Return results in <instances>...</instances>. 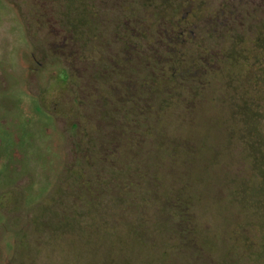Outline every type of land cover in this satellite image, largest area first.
<instances>
[{"label":"rangeland","instance_id":"1","mask_svg":"<svg viewBox=\"0 0 264 264\" xmlns=\"http://www.w3.org/2000/svg\"><path fill=\"white\" fill-rule=\"evenodd\" d=\"M227 7L244 24L225 28ZM263 8L264 0H0V264H264V24H251ZM123 14L140 24L148 71L127 65L114 44L112 20ZM193 23L164 66L155 37L177 44ZM113 28L116 41L130 39L124 24ZM117 62L115 77L137 69L129 85L143 87L128 88L137 102L112 115ZM168 66L176 83L162 78ZM141 99L152 109L144 119ZM104 149L112 161L100 158ZM174 196L188 215L171 212ZM184 219L194 233L187 248L175 228Z\"/></svg>","mask_w":264,"mask_h":264},{"label":"trees","instance_id":"2","mask_svg":"<svg viewBox=\"0 0 264 264\" xmlns=\"http://www.w3.org/2000/svg\"><path fill=\"white\" fill-rule=\"evenodd\" d=\"M87 3H89V2H87ZM86 7L88 8L87 10H88L89 15L90 16L92 15L93 22H94L95 21L94 20L95 19L94 9L89 4H86ZM113 7H114V4H113V1H112V8ZM120 16H117L118 18L112 20V30H113L112 39L114 40V42H115L114 44L115 45L119 44L118 47H120V45H121V52L122 53L124 52L122 54V56H121V54L119 52V55L122 58H126V60L124 62L125 63H127V61L130 62L131 66H133V69H134V67L137 68V69H140L139 65H138V62H140L141 63L140 65H142L140 67H143V68L147 69V71H148V69L150 68V65H151V62H150L151 55L150 54L148 55V54L145 53L148 50L146 48V43H144V42L142 43L141 42V40L144 39V36L141 34V31H139V33H138V30H140L139 29L140 24H132V26H131L129 24L130 14H127V15L123 14V15H120ZM92 17L89 18L90 22L88 20V22L86 24H93V23H91ZM114 21H117V23L113 24ZM180 21H182V20H180ZM183 23H185V22H183ZM121 24H124L126 26V32H128L129 35H130V39L128 41L124 42V43H121L120 41H116V38H114L115 33H117V34H119V33L117 31H115L113 27L117 28L118 25L120 26ZM186 25L188 26V24H186ZM193 28H195L194 24H192V25L190 24V26H188L185 29L186 31H184L185 34L182 36L183 38L180 39L179 42H177V44H175V42H174V43H170L168 45V44L164 43L163 41L158 40V38L156 39L157 36L155 34V36H156L155 40L157 41V43L159 42L158 44L162 45L165 48L164 53L162 52L158 56L159 58H164L165 57L167 59L168 62H166L164 64V66L169 65L170 63L171 64H175V62L177 61L175 56H177V54L180 53V49L179 48L182 47L183 45H185L186 42H189L190 36H192V32H194ZM135 32L137 33V35L134 34ZM122 46H123V48H122ZM172 46H175V47H172ZM120 56H118V57H120ZM166 59H164V60L161 59L160 61L163 62V61H166ZM133 63H135V64L133 65ZM179 63H181V62H179ZM181 64L184 65L185 67L189 68L190 75L192 77V75H193L192 74L193 66L192 65L190 66L189 64H185L183 62ZM119 65H121V64L117 62L116 66L114 65L115 67H112V68H114V70L112 69V78L115 80V81L112 80V115L113 114H120L121 112H124V111H125L124 112V114H125L127 112V109L128 108L132 109V107H131L132 104L137 102L136 100H132L131 95H129V98H128L127 94H126L129 91L128 88L134 87V86H131L129 84L132 83L131 82V78L133 80H135V78L137 77V74H135L136 73L135 71L137 69H135L133 71L134 73L129 75V77L127 76V78L121 80L122 78L115 77L117 75L115 72L119 70L118 69ZM127 65H128V63H127ZM161 72L163 74L162 78H163V76L166 77L168 75L167 76L168 80L171 83H176V80H175L176 76L173 74L172 69H169V66L168 67H164ZM118 75L122 76L123 73H118ZM152 77L153 76H151L150 78H152ZM152 79H154V78H152ZM152 79H151V81H152ZM156 79H157V75H155V79L154 80H156ZM127 80L130 83H127ZM148 83H149V81L148 82H144L145 85H148ZM163 83H165V82L163 81ZM139 86H141V85H136L134 88L139 89ZM141 87H143V86H141ZM145 93H149V96H151L153 91L145 88ZM138 103H142V106L139 107L142 110L141 112L139 111L140 112L139 115L141 116V119L147 118L146 116L148 115V113H150L151 107H149L148 102L146 100H144V99H141L140 101H138ZM141 119H135L134 121L131 120V122H130V123H132L131 127L135 126V123L138 120H141ZM128 126L129 125L127 123L123 124V127H124L123 129H128ZM112 136H113V134H112ZM114 140H115L114 137H112V149L113 150H115L114 149L115 146H116V149H117V143ZM170 201H171V212H173V211L175 212V211L179 210L182 213L185 212L184 214L187 213V215H188V211L186 210L187 207L184 206L183 199H181L180 197H175L174 201L173 200H170ZM175 202H179L180 204L176 205ZM187 215H185V219L187 218ZM185 219L183 221H180L182 223L179 222L178 226H175L176 233H177V235H179V238H180V246H182L183 248H187L194 241L193 240V236H192L194 233L190 234L189 229L185 225V224H187Z\"/></svg>","mask_w":264,"mask_h":264},{"label":"flooded vegetation","instance_id":"3","mask_svg":"<svg viewBox=\"0 0 264 264\" xmlns=\"http://www.w3.org/2000/svg\"><path fill=\"white\" fill-rule=\"evenodd\" d=\"M239 5V4H238ZM228 7L226 8V11L224 12V18H223V20H222V22H221V24L225 27V28H227L226 26H227V24H244L243 22H241V21H235V19H234V15L232 14V15H230L229 14V12H228ZM263 10H264V8H263ZM239 17H240V15H239ZM264 24V17L262 18V20H259V21H255V23H251V24ZM194 24V23H193ZM195 24H197V22H195ZM67 77H68V75L67 74H65V77H64V82H66L67 81ZM96 80V79H95ZM99 86V83H98V81H94V87H98ZM49 91V90H48ZM100 90H96V91H94V92H99ZM41 93H43L42 94V96L43 97H45V92H41ZM73 101L71 102V104L73 105V106H71V107H69V108H67L68 110H70V111H72V113H73V115L75 116L74 118H78V111H79V106L76 104V100H74V99H72ZM85 140V139H84ZM106 152V155L107 156H109V158H111V161H112V149H104L103 151H102V154H103V152ZM101 156V155H100ZM101 159H105L106 157H105V154H103L102 155V157H100ZM3 196H6V195H0V197H3ZM11 201V204L14 202V200H15V198H13V197H11V199H10ZM7 204L6 205H8L9 203H8V201L6 202ZM58 203V202H57ZM4 205H0V207H3ZM26 258V260L27 261H31L30 260V256L28 257H25Z\"/></svg>","mask_w":264,"mask_h":264}]
</instances>
